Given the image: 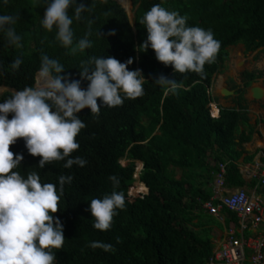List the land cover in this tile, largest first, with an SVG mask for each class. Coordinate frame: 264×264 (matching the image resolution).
<instances>
[{"label": "trees", "instance_id": "16d2710c", "mask_svg": "<svg viewBox=\"0 0 264 264\" xmlns=\"http://www.w3.org/2000/svg\"><path fill=\"white\" fill-rule=\"evenodd\" d=\"M130 1L135 7L132 23L115 0H97L92 13L93 47L75 54L59 46L54 32L41 27L42 5L34 0H9L0 5V14L18 17L13 27L23 44L22 48L8 46L0 34V87L19 91L33 86L42 54L57 58L66 69L62 75L75 79H79L80 64L89 57L112 56L120 62L131 58L129 70H141L147 81L140 98L114 108L102 107L99 115L88 109L79 114L86 127L77 136L80 147L72 155L86 159L83 168L65 169L64 162H55L39 169L41 158L28 154L22 138L10 151L23 155L18 169L22 175L37 171L42 182L57 186L60 175L73 176L72 183L64 186L55 214L65 238L63 247L54 250L57 264H205L213 250L212 228L221 226L203 212L202 205L212 197L220 164L225 165L226 187L245 186L237 168L242 156L238 149L249 140L239 131L240 126H248L241 109H220L217 118L210 117L209 89L213 76L228 60L229 47L242 45L245 53L264 47V0H165L163 7L187 16L189 26L211 29L220 41L217 58L205 65L203 76L175 75L171 66L155 59L153 50L139 49L147 37L140 20L161 0ZM77 2L91 4V0ZM122 2L128 7L129 0ZM73 28L77 40L87 30L83 22L74 23ZM112 30L115 35H108ZM18 57L23 63L13 71L10 64ZM161 74L177 80V92L154 83ZM82 87H87V81ZM11 94L2 93L0 102ZM136 163L142 164L139 182L146 190L140 197L130 191ZM112 175L120 179L125 208L113 218L110 230L101 232L92 227L87 209L91 199L112 191L108 179ZM223 212L224 227H234L236 216ZM92 241L110 243L115 251L92 249L88 247Z\"/></svg>", "mask_w": 264, "mask_h": 264}, {"label": "clouds", "instance_id": "9594fccd", "mask_svg": "<svg viewBox=\"0 0 264 264\" xmlns=\"http://www.w3.org/2000/svg\"><path fill=\"white\" fill-rule=\"evenodd\" d=\"M164 2L154 4L143 14L140 24L147 37L139 49L153 50L155 59L165 67L171 66L175 75L203 76L205 65L213 64L217 58L220 41L211 29L189 26L187 16L163 7ZM8 3L9 0H0V5ZM34 3L45 7L40 25L46 32L55 33L60 47L73 54L93 47L92 13L97 0H91L89 6L77 0ZM17 20V16L0 14V34L8 46L22 48V36L13 27ZM80 22L86 24L87 30L77 40L73 25ZM95 34L101 37L99 32ZM108 35L114 36L115 31ZM22 63L18 57L10 68L18 70ZM132 63L131 58L120 62L112 56H92L80 64L79 79H75L71 74L62 75L66 69L57 58L42 54L33 86L14 92L7 88L6 92L12 94L0 102V264H57L54 250L63 247L65 238L62 222L55 214L64 186L73 181L72 175H60L57 186L42 182L37 171L22 175L18 169L24 157L10 151V146L22 138L28 154L41 158L39 169L55 162H64L65 169L74 165L83 168L86 159L72 155L80 147L76 138L86 127L79 114L88 109L90 114L99 115L102 107L114 108L125 100L142 97L147 81L141 70H129ZM84 81L86 88L82 87ZM154 83L173 93L180 87L176 79L163 74ZM108 179L112 191L91 199L87 209L92 227L101 232L110 230L113 218L125 208L120 179L115 175ZM88 247L115 251L112 244L102 241H92Z\"/></svg>", "mask_w": 264, "mask_h": 264}, {"label": "crops", "instance_id": "0c3cea01", "mask_svg": "<svg viewBox=\"0 0 264 264\" xmlns=\"http://www.w3.org/2000/svg\"><path fill=\"white\" fill-rule=\"evenodd\" d=\"M227 52L228 60L212 78L210 98L217 115L220 109L245 112L248 126H240L239 131L244 132L249 140L238 149L242 156L237 168L245 186H225L224 190L227 193L243 190L249 196L264 200V189L258 183L259 173L264 167V47L245 53L244 47L237 45L229 47ZM212 218L222 228L221 231L212 228V243L216 248L226 229L225 214L223 222Z\"/></svg>", "mask_w": 264, "mask_h": 264}, {"label": "built area", "instance_id": "2783aa9c", "mask_svg": "<svg viewBox=\"0 0 264 264\" xmlns=\"http://www.w3.org/2000/svg\"><path fill=\"white\" fill-rule=\"evenodd\" d=\"M209 115L211 118L218 117L212 103L209 104ZM136 166L140 169L137 175L134 169L133 175L137 180H134V184L140 185L139 176L142 164L136 163ZM224 175L225 165L220 164L212 188V197L202 205V210L208 216L215 217L222 222L224 220L223 211L226 210L236 216L237 223L234 227L224 230V236L218 247H213L211 256L205 264H264V200L249 196L243 190L225 192ZM258 183L264 189V167L259 173ZM130 191L135 197L142 196L134 193L133 185ZM246 234L250 236L246 237Z\"/></svg>", "mask_w": 264, "mask_h": 264}, {"label": "rangeland", "instance_id": "374dc122", "mask_svg": "<svg viewBox=\"0 0 264 264\" xmlns=\"http://www.w3.org/2000/svg\"><path fill=\"white\" fill-rule=\"evenodd\" d=\"M116 1V3L120 6V7H122L123 9H125V11H126V13L128 14V16H129V18H130V23H132L133 22V14H134V11H135V7H133L132 6V3H131V1L129 0V5H128V7L125 5V7H124V2H122L123 0H115ZM127 1V0H126ZM127 4V3H126ZM6 90H8V89H4V88H1L0 87V95L2 94V93H4ZM11 91H15V90H13V89H11ZM121 164L122 165H125L126 164V161H121ZM138 165V164H137ZM139 169H140V167L138 166H136L135 167V175H137L138 174V171H139ZM134 176V175H133ZM135 177L136 176H134L132 179H133V183H132V185H133V187H134V193H136V194H141V195H143V194H145L146 193V191H144L143 190V188H142V186L141 185H137V183H135L134 184V182L135 181H137L136 179H135ZM135 180V181H134ZM133 193V192H132ZM219 231H221V229L222 228H217ZM248 236H250L249 234H246V237H248Z\"/></svg>", "mask_w": 264, "mask_h": 264}, {"label": "water", "instance_id": "95a60500", "mask_svg": "<svg viewBox=\"0 0 264 264\" xmlns=\"http://www.w3.org/2000/svg\"><path fill=\"white\" fill-rule=\"evenodd\" d=\"M124 11H125V9H123ZM125 13H126V11H125ZM127 14V13H126ZM127 17H128V20H130V18H129V16H128V14H127ZM130 22V21H129ZM256 99H257V97H255ZM263 256H264V246H263Z\"/></svg>", "mask_w": 264, "mask_h": 264}]
</instances>
